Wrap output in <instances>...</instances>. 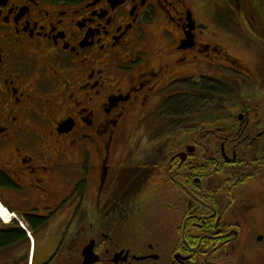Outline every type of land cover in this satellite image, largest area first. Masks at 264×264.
Here are the masks:
<instances>
[{
    "label": "flooded vegetation",
    "instance_id": "flooded-vegetation-1",
    "mask_svg": "<svg viewBox=\"0 0 264 264\" xmlns=\"http://www.w3.org/2000/svg\"><path fill=\"white\" fill-rule=\"evenodd\" d=\"M241 1L220 5L235 13L246 6ZM223 17H214L220 29L230 25ZM207 31L195 0H0V159H6L0 172L8 180L0 199L24 219L29 212L47 219L37 231L35 264L71 255L80 235L96 240L95 251L109 253L102 241L108 237L103 233L101 240L87 228L97 229L94 217L103 224L104 216L125 209L127 199L120 200L121 209L110 204L115 196L107 190V158L127 117L199 119L184 124L180 144L184 136L195 138L165 168V180L181 192L174 203L181 211L177 241L165 256L153 244L148 252L115 245L109 263L124 250L128 258L121 264H253L242 239L255 216L264 220V190L257 187L264 170L255 176L254 167L264 122L254 121L256 108L237 103L240 59ZM244 112L247 117H238ZM218 119L231 129L214 127ZM65 122L72 127L61 130ZM189 146L195 151L183 160ZM143 165L133 182L137 198L156 176ZM218 175L222 181L210 180Z\"/></svg>",
    "mask_w": 264,
    "mask_h": 264
},
{
    "label": "rangeland",
    "instance_id": "rangeland-1",
    "mask_svg": "<svg viewBox=\"0 0 264 264\" xmlns=\"http://www.w3.org/2000/svg\"><path fill=\"white\" fill-rule=\"evenodd\" d=\"M195 1L198 5L199 12H201V18L209 27V31H207L208 34H216L219 38L221 36V42L224 40L223 44L226 45L232 55L240 59V63L243 66L239 67V74H235L234 79V83L237 85L236 88L238 90L237 103L242 102L245 103L248 108H256L254 113H252V117H256L254 121L260 119L264 122V48H262L260 43L253 41V39L256 38L254 36H258L264 43V20L256 17L262 28L260 29L254 17L250 15L256 29L254 32L249 26L251 24L247 18L246 21L242 19L239 14L237 18L236 13L238 12L235 8L234 14V11H230L228 6L224 5V7H221L220 4L222 0ZM248 4L253 6L255 2L248 0ZM199 5L202 7L199 8ZM214 17L218 19L223 17V20L227 17L229 18L230 25L223 24L220 29L219 26L213 23ZM156 28L158 31L161 26H157ZM231 34L235 35L237 40L234 42V44L237 43L234 47L229 44V37H232ZM251 34H253V39H251ZM153 40L160 42L161 38L156 36ZM205 70L213 74L208 68ZM214 74L218 76L222 75L220 72ZM205 111L212 110L206 109ZM212 112H215L214 109ZM241 115L242 117H247L246 112L240 114L238 117ZM142 118L143 117H127L124 130L115 138L116 140L114 139L109 148L107 165L110 171L107 190L111 193L114 192L115 196V198L110 197V204L119 206L120 209L122 205H125V209L123 207V212H118L117 210L116 212L104 216V218L106 217L108 219L103 220V224L100 218L97 220H90L93 221L94 228L97 227V229L93 231L92 228H90L91 230L87 228L88 234L92 235L93 233L95 237L97 236L98 238L103 237V233L110 236L106 241L101 238V240L105 242V248L110 249L109 253H104V251H102L103 259L101 264H110L108 260L112 256L115 245L129 247L136 252L142 249L144 252H148L146 248L147 245L153 244L156 248L155 250L157 252H164L162 254L165 256V249L168 244L176 242L178 238L176 226L179 222V216L181 217V211L174 210V203L180 197L181 192L174 188L170 180H165L167 176L165 168L174 152L181 150L184 145L188 143V140H194V136H189L191 139L184 136L185 139H183L184 142L181 145L180 141L183 135L181 130H183L182 128H184V124L187 120H194L193 122L198 125L196 120H198L199 117H158L155 120L150 118L149 121ZM171 120L173 123L170 122ZM232 122H235L234 118ZM258 122L260 121L258 120ZM213 126L223 127V129L226 127L227 130L231 129L230 125L222 119L215 121ZM190 143L193 144V142ZM208 155L211 156L210 154ZM95 160L97 161L98 157H95ZM0 161L5 162V157L1 158ZM142 163H144L143 167L148 169L146 170L147 173L156 176L153 178L152 182L149 181L147 183L148 185L141 188V190L145 191L142 196L137 198L133 195L135 192L137 193V191H135L136 185H133V182H136L135 176L139 175L143 170L139 166ZM160 163H162L164 167L160 166ZM156 165L158 167L152 168ZM219 177L218 175V177L215 176L210 180L213 182H218V180L222 181V177ZM95 181L96 176H94V183L91 189L97 187ZM259 183L261 185L259 184L257 187L260 186V188L264 190L262 186L264 185V178L263 181H259ZM126 191L128 195L123 196ZM253 192L255 193L256 189H253ZM183 193L187 199L186 191H183ZM261 193H264V191ZM122 198L127 199L126 204L122 203L121 205L119 203ZM131 198H133V200H130ZM236 209L246 210L239 206L236 207ZM11 213L13 214L12 211ZM12 219H14L15 222L17 221L23 229L27 228L28 231L32 232L27 220L22 216L18 215L17 218L13 216ZM9 222L5 221L0 216V225H5ZM104 225H106L105 229H101V226ZM249 232L250 234H248V237L242 240L248 242L247 257L251 258L250 260L253 264H258L259 260L264 259V241L261 243L258 242L261 235L264 236V220L255 216L252 219ZM72 241L75 240L73 239ZM89 242L90 241H87L83 235H80L77 240L76 248L74 250L70 249L71 255L69 254L63 257L61 261L55 264H82L83 259L81 253L85 245ZM16 249L17 250L14 252H12L14 249H9L6 252L1 251L0 264H16V257L23 254V250L18 251L19 248ZM21 260L22 258H20L19 261ZM18 264L20 263L18 262Z\"/></svg>",
    "mask_w": 264,
    "mask_h": 264
},
{
    "label": "trees",
    "instance_id": "trees-1",
    "mask_svg": "<svg viewBox=\"0 0 264 264\" xmlns=\"http://www.w3.org/2000/svg\"><path fill=\"white\" fill-rule=\"evenodd\" d=\"M252 1L255 2L256 6L253 5V6L249 7L250 13L252 14V16L255 15V17H258V18L264 20L263 0H252ZM241 2H244L246 4L247 0H242ZM256 21H257V19H256ZM251 23H252V21L250 20V24ZM257 23H258V21H257ZM249 26L254 31V28L252 27V25H249ZM263 31H264V28H263ZM170 122L173 123L172 120ZM262 127H263V124H262ZM256 146H257V144H254V146L250 147V149L256 148ZM259 151H260L261 155L259 156L257 163L254 165L255 176H256V174H259L264 170V165H263V162H264V145L260 146ZM248 153L250 154L251 152L249 151ZM7 183H8V180L6 179V176L0 172V185H6ZM35 214H36L35 212H33V213L29 212L26 219H27L28 223L30 222L29 226H30L32 232L34 233V235L36 236L38 229L41 228L47 222V219L36 218L37 216ZM56 240H57V237L53 240L54 243L52 242V244L50 245L51 251H54V249L58 246V242ZM16 248H19L18 251L23 250V254L16 257L17 260L15 263L18 264V262H19L20 264H28L30 251L32 248V242H31V239L28 236L27 232L24 231V229L19 225L18 222H14L12 224L0 225V252L1 251L6 252L9 249H14L12 251V252H14L15 250H17ZM37 249L35 250V256H36ZM20 258H22L21 261H19ZM35 259H36V257H35ZM34 264H35V261H34Z\"/></svg>",
    "mask_w": 264,
    "mask_h": 264
},
{
    "label": "water",
    "instance_id": "water-1",
    "mask_svg": "<svg viewBox=\"0 0 264 264\" xmlns=\"http://www.w3.org/2000/svg\"><path fill=\"white\" fill-rule=\"evenodd\" d=\"M240 118H242V115L240 116ZM64 126H65V129H63V130H66V129L71 128L72 124L67 122ZM188 151L194 152L195 147L189 146ZM181 156H182L183 160H185L187 153H182ZM94 249H95V241L94 240L91 241L90 243H88L87 245H85V247L83 249V256H84L83 264H92L97 260V256L94 253ZM123 254H125V255H123ZM122 255H123V257H122ZM155 257H157V256H155ZM127 258H128V253H125V251L122 250V251L114 254L113 261L115 262V264H121L120 261L126 260Z\"/></svg>",
    "mask_w": 264,
    "mask_h": 264
},
{
    "label": "bare ground",
    "instance_id": "bare-ground-1",
    "mask_svg": "<svg viewBox=\"0 0 264 264\" xmlns=\"http://www.w3.org/2000/svg\"><path fill=\"white\" fill-rule=\"evenodd\" d=\"M0 216L7 222L11 221L13 218V214L11 211L6 208L0 200Z\"/></svg>",
    "mask_w": 264,
    "mask_h": 264
}]
</instances>
